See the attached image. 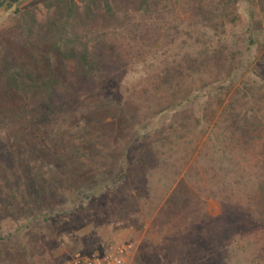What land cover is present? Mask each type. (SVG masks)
Here are the masks:
<instances>
[{
  "label": "trees",
  "instance_id": "16d2710c",
  "mask_svg": "<svg viewBox=\"0 0 264 264\" xmlns=\"http://www.w3.org/2000/svg\"><path fill=\"white\" fill-rule=\"evenodd\" d=\"M22 1L3 4L14 22L0 33V177L23 167L12 176L22 187L7 184L10 205L23 199L18 211L34 215L7 233L0 218V264H44L45 249L22 240L30 219L52 232L65 212L42 186L29 188L47 166L61 182L52 199L74 190L83 203L121 194L118 207L144 209L150 224L141 233L160 235L173 257L200 235L206 253L209 239L221 244L229 226L243 232L241 210L264 227V106L252 102L264 85L233 89L240 51L226 40L213 46L235 21L238 0H34L48 11L45 21ZM258 5L264 11V0ZM225 83L230 101L213 104ZM81 123L90 132L75 136ZM105 159L125 164L104 172ZM212 200L219 214L211 213ZM259 243L236 263L264 264Z\"/></svg>",
  "mask_w": 264,
  "mask_h": 264
},
{
  "label": "rangeland",
  "instance_id": "374dc122",
  "mask_svg": "<svg viewBox=\"0 0 264 264\" xmlns=\"http://www.w3.org/2000/svg\"><path fill=\"white\" fill-rule=\"evenodd\" d=\"M20 6L23 8L36 6L38 17L42 21H45L48 16V11L40 2L23 0ZM234 10L235 21L227 23L225 37L213 36V46L218 48L220 47V41L225 42L226 40L227 43L233 45L234 49L240 51L234 61V68L236 69L235 77L231 81H228L232 84L233 89L243 88V85L247 83L259 87L264 85V11L259 8L258 0H238L234 6ZM13 22L12 13L5 11L2 5L0 7V33L10 27ZM183 39H187V36L184 35ZM202 39L206 40V37H202ZM188 41L191 44L192 41ZM181 48L182 51H187L191 49V46L181 45ZM219 84L213 85V91ZM228 86L231 85L225 83L223 87H218L213 92V104L219 105L230 101L231 94L227 93V90L224 89H228ZM259 95L252 102L264 106V91ZM242 124L246 126L244 122ZM88 129L87 125L81 123L79 127L75 126L72 131L75 136H80L85 132H90ZM120 150L126 151L124 145L120 146ZM124 164L123 161L117 162L105 159L100 162V170L105 172L106 168L112 165V170L114 171L116 168L123 167ZM24 166L28 165L25 164ZM29 168L31 169L30 166ZM83 170L86 172L91 171L90 174L97 172L90 167L87 169L85 164L83 165ZM45 171V173L37 172L34 177L30 178L28 182L29 188L33 191L34 188L42 186V190L49 194L48 200L58 201L57 203H60L59 207L64 208L65 212L61 217L58 216L54 219L55 226L52 232L47 231L46 227L45 231L41 232L39 229L43 226L35 221L34 218L30 219L32 227L26 232L24 236L25 240H22L31 246L34 244L35 248L45 249L44 264H56L77 255L89 254L102 247L124 242L133 245L134 254L131 264H238V262L236 263L237 259L244 261L245 254L254 251L253 245L257 240L260 241L257 244L259 248L264 245V227L245 218L241 210V213H237L235 217L245 224L243 232L239 230L237 225L235 228L229 226L230 233L224 237L221 244L217 245L213 242V238L209 239L206 253H203V249L200 248L201 242H206L202 240L204 238L200 235L198 236V239H200L198 242V239L190 241L188 244L189 249L186 245L187 250H182L177 257H173L170 250L171 247L167 243H164L160 235L153 234L150 230L151 234L145 235V233H141L143 225H146L144 228L146 230L150 224L144 209L133 214L124 210L122 206L118 207L120 202L118 196H121V194L115 193L108 194L101 192L97 198H92L84 203L81 191L76 190L68 192L62 199L58 197L52 199V194L59 195L58 188L61 182L54 168L47 166ZM22 172L23 167L14 168L13 174H9L6 179L0 177V181L3 182V186H0V204L2 200H8L3 211L0 210V218L3 221L1 228L5 233L15 232L19 222L28 220L25 218H28L32 214L34 215L33 212L20 213L18 211L23 199L16 200L13 202V205H10L11 199L14 198L9 189H7V186L14 184L17 188L22 187L21 184L23 183L21 181H15L12 178L14 174L22 176ZM94 174L92 175L94 176ZM112 176L114 174L105 175L106 178ZM96 179L99 180V177ZM8 183L9 185H7ZM149 184L152 188H160V185L156 181H151ZM113 186L115 189H120V187H117L118 185L114 184ZM142 190L144 192H151L146 187L142 188ZM209 209L212 214H219L221 212L220 205L213 200L210 201ZM232 221H234L233 218ZM248 239L253 240L251 245H249ZM17 241V239H13V241L6 242L5 245L9 246ZM193 243L196 246L192 245ZM229 246L232 248L230 252L233 251L234 254L230 258L227 255Z\"/></svg>",
  "mask_w": 264,
  "mask_h": 264
},
{
  "label": "built area",
  "instance_id": "2783aa9c",
  "mask_svg": "<svg viewBox=\"0 0 264 264\" xmlns=\"http://www.w3.org/2000/svg\"><path fill=\"white\" fill-rule=\"evenodd\" d=\"M133 254V245L124 242L102 247L89 254L77 255L59 264H131Z\"/></svg>",
  "mask_w": 264,
  "mask_h": 264
},
{
  "label": "water",
  "instance_id": "95a60500",
  "mask_svg": "<svg viewBox=\"0 0 264 264\" xmlns=\"http://www.w3.org/2000/svg\"><path fill=\"white\" fill-rule=\"evenodd\" d=\"M7 0H4L1 4H0V7L6 2Z\"/></svg>",
  "mask_w": 264,
  "mask_h": 264
}]
</instances>
